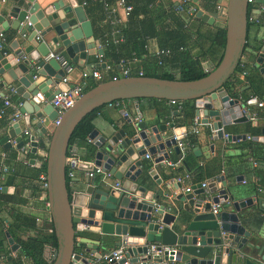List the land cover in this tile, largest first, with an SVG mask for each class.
Here are the masks:
<instances>
[{
  "label": "water",
  "instance_id": "obj_1",
  "mask_svg": "<svg viewBox=\"0 0 264 264\" xmlns=\"http://www.w3.org/2000/svg\"><path fill=\"white\" fill-rule=\"evenodd\" d=\"M254 3L264 6V0H254ZM8 5L9 11L0 9V34L8 28L14 30L26 39L28 47L21 52L14 41L9 54L3 55L0 50V82L20 98L19 112L27 115L30 135L24 140L18 123L9 121L1 142L6 145L13 140L14 148L21 153L44 152L46 210L56 244L47 264H91L93 260L102 259L97 250H115L121 244L125 245L124 252H118L121 258L108 264H264L263 238L248 230L253 222V209L256 207L264 214V207L261 200L254 201V197L247 194L238 179L230 183L220 176L209 183V199L205 198L199 184L188 192H181L180 184L173 185V201L183 203L186 216L172 214L171 204H157V196L146 191V178L155 185L160 181L155 170H141L144 155L162 152L153 161L157 164L166 159L167 148L173 147L175 152L177 148L173 135H166L172 125L165 127L142 121L137 105L132 119L123 116V111L119 112L126 126L124 131L112 130L106 136L97 137V131L92 130L87 135L86 140L92 145L88 150L91 164L111 176L98 188L88 185L80 207L75 209L68 198L64 168L68 153L75 150L69 142L77 124L90 112L115 101H191L194 116L213 131V141L228 144L245 138L226 135L222 128L249 120V114L243 113V105L231 98L224 88L238 67L244 49L249 7L246 0H226L221 56L215 67L210 65L204 77L185 82L179 80L178 74L173 80L127 76L104 81L84 91L54 127L52 121L56 112L49 102L52 96L69 86L60 83L63 72L56 62L42 61L49 53L42 39L51 34L49 41L59 45V55L67 64L78 68L90 57H101L103 51L96 48L83 7L74 0H56L43 7L35 0H10ZM194 17L201 22H208L210 18L200 11H196ZM19 52L25 62L16 57ZM260 53L256 60L258 65L263 64L264 45ZM30 63L34 67L29 66ZM99 66L105 67L104 63ZM261 135L251 140L264 143V130ZM208 149L211 152L212 146ZM194 153L199 155L197 151ZM29 164L34 161L31 159ZM112 181L119 183L117 189L112 187ZM10 190L3 187L0 193ZM211 205H219L215 215L210 212ZM84 233L90 238L81 237L75 244L76 236ZM5 238L10 251H16L18 246L6 233ZM150 244L168 247L174 252L151 258L147 255ZM172 254L175 261L169 263L167 256Z\"/></svg>",
  "mask_w": 264,
  "mask_h": 264
},
{
  "label": "crops",
  "instance_id": "obj_2",
  "mask_svg": "<svg viewBox=\"0 0 264 264\" xmlns=\"http://www.w3.org/2000/svg\"><path fill=\"white\" fill-rule=\"evenodd\" d=\"M9 1L10 0H0V9L9 11ZM52 1L56 0H35V3H37L39 7H43ZM74 1L83 7L84 15L91 26L92 37L96 48L102 49L99 44V35L101 30L105 29L104 25L106 23L111 26L126 22V17L123 16L122 11L116 9L114 17L105 18L104 22L101 23L98 19L100 12H97L93 5L95 0ZM216 2L217 0L212 2L210 0H188L183 6L182 11L176 12L186 26L184 30L194 35L196 32L199 33V35L192 38L190 43V53L193 56L200 58L201 54L205 52L209 46V42L205 40L203 35L217 28L223 29L224 18L216 11ZM161 3L165 7L164 10H167V3H172L177 7L179 1L161 0ZM87 7H89V11ZM259 8L260 5L256 3L249 6L250 13L247 19L244 49L239 62V67L243 69L242 72H244V75H241V72L235 74L234 86L230 88L228 92L231 98L238 99L239 103L243 105V110L246 114H249V120L242 123L228 124L222 128L223 133L226 135H242L245 138L235 139L228 144H224L221 140L213 141L211 138L213 131L209 125H201L199 118L195 116H193L192 120L183 118L179 105L176 103L172 105L169 101L161 102L158 100H126L121 101L120 106L117 108L103 106L92 120L91 131L96 130L97 137H99V135L106 136L112 130V132L118 130L124 131L126 126L119 112L123 111L129 119H132L135 116L136 105L141 114L142 121L147 123L151 122L150 124L154 125H164L165 127L172 125V129H167L166 135H173L176 144L183 143L186 145V136L193 135L192 133L197 129L198 134L193 135L194 144L190 147L191 162L198 165L205 176L202 181L194 184H191L190 180L184 181L180 184V191L190 185L193 187L197 184L208 182L210 179H207V177L211 175H216L214 181L220 176L224 177L226 182L230 183H234L235 179H238V184L247 191V194L253 196L254 201L257 199L261 200L264 207V143L251 140L254 137L259 138L262 136L261 132L264 130V109H259L251 103L250 97L252 88L247 81V77L253 79V82H257L258 85L263 84L264 81V58L262 65L256 63L257 58L261 54L258 48L260 47L261 49V46L264 45V12L260 11ZM196 11L209 15L210 18L208 22H201L196 19L194 17ZM211 15H214V18H211ZM138 19H140V17H138ZM163 24L169 25L167 20H164ZM3 35L6 36L7 40L3 44L1 52L4 51L5 55L11 52L10 46H12L14 41H16L18 45L16 49H19L21 52L27 49L28 44L26 43V39L18 36L16 31L8 28ZM51 37L52 35L50 34L42 40L45 42L49 53H59V45H52L49 41ZM157 50L158 46L156 41L151 38L147 39L145 54L142 55L139 60H132L130 62L133 68L138 70V72H142L144 68L148 69L151 67V61ZM102 51L104 52L103 49ZM101 57H90L82 68L73 65L74 71L70 75L69 85L82 84L88 86L93 83L94 81L90 77L85 79L80 78V73L82 71L89 70L98 71L101 82L109 81L113 76L121 78L120 62L115 68L108 69L106 62ZM22 62H25V57ZM102 63L105 65L103 69L99 66ZM210 65H212L210 61L203 60L201 62L202 71H208ZM29 66L34 67L31 63ZM8 91L9 88L3 86L2 82H0V94L9 95L12 104H19L21 101L20 98L12 93L9 94ZM262 96L263 95H261V98ZM10 113L11 111L7 109L5 111L6 115L0 117V170L2 167H5L7 169L5 178L11 177L9 183L3 186L11 190L0 193V264H33L30 258L22 254L20 243H24L36 237L48 236L46 230L49 228L48 221L50 217L46 210V193L40 188L39 176L35 178L34 174V170L38 169L44 160V152L37 150L36 154L21 153L20 150L14 148L15 144L11 139L8 141V144L3 145L1 139L5 136L3 131L9 124ZM250 116H253L254 119L251 120ZM195 118L198 120V127H194L193 125V119ZM208 122L211 123V119H208ZM17 123L20 129V136L25 140L30 135L27 115L24 114V117ZM22 131H26L27 136H24ZM246 137H250V139L248 140ZM46 140L47 137L45 138V141ZM70 145L75 150L68 154L73 155L82 163L91 162L88 150L92 148V145L89 141H74ZM209 146H212L211 152L208 149ZM188 148L187 146V149ZM195 151H197L199 155H195ZM177 152L179 153L178 148ZM165 153L166 159L157 164H154L153 161L157 157H160L162 152H158L153 156L147 155L149 158L143 157L140 163L141 170H155L158 180L160 181L159 185H155L149 178H146L144 181L146 191L157 196V204H171L173 207L172 214L186 216L187 214L182 209L183 203L173 201L175 189H173L172 186L176 183L173 182L171 178H164L169 174V170L173 168L171 165L173 164L172 159L175 158V151L173 147H170L165 150ZM31 159L34 161V164H29ZM88 170L89 168L85 165L78 166L73 172L72 179L66 184L72 209L80 207L83 201V191L88 185L98 188L101 186L102 182H104L98 176L87 179L85 177V172ZM3 182H6V180L4 179ZM110 183L113 184V181ZM197 197L199 196H195V199ZM210 197L211 195L208 194L207 198L209 199ZM251 215L253 217V222L249 225L250 229H247L252 232V234L255 233L262 236L263 240L261 242L264 245V214L259 212L255 207ZM5 233L12 242L18 246V249L13 253L7 245ZM85 234L86 233L82 236L77 235L75 244H78V239L81 237L90 238ZM91 239L95 240V238ZM76 250H78V248ZM112 250L111 248H106L104 251H97L103 256ZM19 251L21 255L18 254ZM53 251L54 249L50 245L43 246L41 258L45 263H48L52 258ZM253 253L255 254L257 251H253ZM262 253H264V249L261 251V254ZM91 264L108 263L100 259L98 261L93 260Z\"/></svg>",
  "mask_w": 264,
  "mask_h": 264
},
{
  "label": "trees",
  "instance_id": "obj_3",
  "mask_svg": "<svg viewBox=\"0 0 264 264\" xmlns=\"http://www.w3.org/2000/svg\"><path fill=\"white\" fill-rule=\"evenodd\" d=\"M210 1L212 2L214 0ZM125 3L131 7L126 22L111 26L106 23L104 25L105 29L101 30L99 35V44L104 50L101 58L106 62V66L109 69L115 68L120 61H123L127 64L130 76L138 77V70H135L130 62L132 60H139L140 57L145 54L146 40L149 38L156 41L158 50H168L169 55L162 58L160 66H157V60L153 56L151 67L148 69L144 68L141 72V77L173 80L174 75L178 74L180 81H193L200 79L207 74L202 71L201 62L203 60L210 61L214 67L217 65L224 45V30L222 28H217L214 31L207 32L203 35L205 40L209 42V46L199 58L190 53L191 40L194 36L199 35V33L196 32L194 35L191 32L184 30L186 26L178 14H176V6L172 3L166 4L168 8L167 10H164L165 7L161 3V0H125ZM110 4H112V2ZM93 5L95 10L100 12L98 18L99 21L101 23L104 22L105 18H108L106 9H104L102 3L98 0H95ZM87 10L89 11V7H87ZM249 13L250 9L248 7V15ZM112 16L113 15L110 17ZM138 17H140V19H138ZM164 20H167L169 25L163 24ZM115 31L117 33H114ZM4 37L5 40H7L6 36ZM118 39H121V41L114 43V40ZM258 50H260V47ZM242 71L243 69L238 65L230 80L224 85V88L228 92L230 88L234 86L235 74ZM113 77L118 78L117 76ZM247 81L252 88L251 97H255L257 101H264V81L263 84L260 85H258L257 82H253V79L249 77H247ZM96 85L97 83L93 82L88 86H85L84 91L92 89ZM261 95H263L262 98ZM176 104L179 105L183 118L192 120L194 116L193 103L191 101H185L182 103L176 102ZM99 110L100 108L90 112L77 124L70 137V144L74 141L84 142L86 140L87 135L92 129V120ZM192 134L197 135L198 133L195 134L193 132ZM193 135L186 136V145L189 148L182 155L177 151L174 154L175 158L172 159L173 163L181 159V165L169 170V174L164 178L175 179L183 174H187L191 184L203 180L205 174L201 171V168L198 165L191 162L190 147L194 144ZM43 172L44 160L40 167L34 170L35 178L40 174H43ZM10 178L11 177L5 178L4 174L3 180L5 179L6 182H2L1 187L9 183ZM215 178L216 175L207 177V179ZM49 227L52 230L51 223L49 224ZM44 245H50L55 249L56 244L52 233L48 236H40L34 239H29L24 243H20V248L22 254L25 257L30 258L33 264H47L41 258Z\"/></svg>",
  "mask_w": 264,
  "mask_h": 264
},
{
  "label": "built area",
  "instance_id": "obj_4",
  "mask_svg": "<svg viewBox=\"0 0 264 264\" xmlns=\"http://www.w3.org/2000/svg\"><path fill=\"white\" fill-rule=\"evenodd\" d=\"M98 1L101 2L104 9H106V11L108 13V15H107L108 18L111 15L114 16L116 9H120L123 13V16L126 18L131 11V7L126 5L125 0H98ZM178 1H179V4L176 7V12L182 11L183 6L185 5V3L188 0H178ZM111 2H112V4H110ZM225 2H226V0H217V2L215 4L216 11L219 12L223 16V18H224ZM246 3L248 6H252L254 3V0H246ZM259 10L264 12V6L260 5ZM117 23H118V21H117ZM114 33H117V32L115 31ZM5 41L6 40H5L4 35L0 34V50L2 49ZM117 41H121V39L114 40V43H116ZM2 53H3V55H5L4 52H2ZM168 55H169L168 50H157L154 54V57L157 60V62H156L157 66H160L162 58L167 57ZM16 57L19 60L24 59V55H22L20 52L16 55ZM48 60H53L54 62L57 63V65L59 66V68L63 72V76L60 79V83L69 86L67 88V90L57 92L54 96H52V99L49 102L50 106L56 112V117L52 121V127H54L58 124V121H59L60 117L63 115V113L66 112L68 109H70L72 107V105L75 103V101L81 97V95L83 94V92L85 90V86L82 84L69 85L70 75L74 71V66L71 64H67L66 61L64 60V58L59 55V53H48L42 58V61H44V62H46ZM119 65L121 67L120 68V76L121 77L130 76L127 64L124 63L123 61H120ZM204 73H207V70H204ZM241 75H244V72H241ZM87 77H90L94 81V83H97V84L101 83V77H100V74L98 73V71L89 70V71H82L80 73L81 79H85ZM138 77H141V72H138ZM116 79H118V78L112 77L110 80L115 81ZM8 92H9V94H11V93L13 94V89L9 88ZM250 100L255 103L254 105L257 108L264 109V102L257 101L255 97H250ZM120 102L121 101L111 102V103L106 104L105 106L117 108L120 106ZM169 103L174 105L176 103V101H169ZM20 106H21L20 103L17 105L12 104V102L10 101L9 95L0 94V117L5 116L6 115L5 111L7 109H9L11 111V113L9 114V121L11 123H17L21 118L24 117V114H21L19 112ZM243 113H245V111H243ZM123 116H125V113L123 114ZM250 119L253 120L254 119L253 116H250ZM193 125H194V127L199 126L198 120L196 118L193 119ZM194 133L197 134L198 130L197 129L194 130ZM22 134L24 136H27L26 131H22ZM223 137H225V136H223ZM246 138L248 140L250 139V137H246ZM176 146L179 149L180 155H182L187 150V145H184L183 143H178V144H176ZM144 157L149 158L147 155H144ZM180 161H181V159L177 160L175 163H173L171 165V167H173V168L179 167L181 165ZM79 163H82V162H80L76 157H74L71 154H68V156L65 158L64 168H65V177L67 178V183L70 179H72L73 172L79 166ZM89 164H91V162H85L82 165H85L88 167ZM88 168H89V170L85 172V177L87 179H91V178L98 176L102 179V181H104V180H107L108 178H110V176H111L109 174V172H103L101 170V168L98 166H93L91 164V166H89ZM6 172H7V169L5 167H2L0 170V191L2 188L1 183L3 182V175ZM188 180H189V176L187 174H183L182 176L173 179V182H175L177 184H181L184 181H188ZM39 182H40V188L42 189L43 192H45L46 191V181H45V177L43 174L39 175ZM211 182H214V179H210L208 182H203V183L199 184L200 189L203 190V194H204L206 199H208L207 198V195H208L207 185ZM112 187L117 189L119 187V183L116 181H113ZM190 188H191V185L182 189L181 192H188L190 190ZM218 210H219V205H211L210 212L212 215H215ZM50 223L51 222L49 219L48 224H50ZM157 223L159 224V221H157ZM83 228H85V227H83ZM51 233H52V230L50 229V227L47 228L46 234L50 235ZM124 249H125V245L121 244L117 249L112 250L108 254L103 255L102 259L106 263L110 262L111 260L117 261L121 258V255L118 254V252L123 253ZM164 252L169 253V252H174V251L168 247H160L157 244H150L148 246V249H147V255H149L151 258H160ZM167 257H170V260L168 261L169 263H173L175 261L174 254L167 256Z\"/></svg>",
  "mask_w": 264,
  "mask_h": 264
}]
</instances>
